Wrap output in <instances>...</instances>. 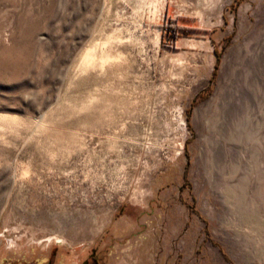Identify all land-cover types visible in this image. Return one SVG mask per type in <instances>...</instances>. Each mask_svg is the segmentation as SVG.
<instances>
[{
    "label": "rangeland",
    "instance_id": "1",
    "mask_svg": "<svg viewBox=\"0 0 264 264\" xmlns=\"http://www.w3.org/2000/svg\"><path fill=\"white\" fill-rule=\"evenodd\" d=\"M94 248L264 264V0H0V264Z\"/></svg>",
    "mask_w": 264,
    "mask_h": 264
},
{
    "label": "flooded vegetation",
    "instance_id": "2",
    "mask_svg": "<svg viewBox=\"0 0 264 264\" xmlns=\"http://www.w3.org/2000/svg\"><path fill=\"white\" fill-rule=\"evenodd\" d=\"M82 264H101L100 255L97 252V249L96 248H94L92 250L89 259L86 260V261H83Z\"/></svg>",
    "mask_w": 264,
    "mask_h": 264
},
{
    "label": "trees",
    "instance_id": "3",
    "mask_svg": "<svg viewBox=\"0 0 264 264\" xmlns=\"http://www.w3.org/2000/svg\"><path fill=\"white\" fill-rule=\"evenodd\" d=\"M218 56V55H217ZM218 60H219V56L217 57V63L215 64L214 66V70H213V73H212V76H211V79L210 81L213 82L215 76H216V73H217V69H218ZM194 105V104H193ZM189 113H187V121L189 122ZM189 128H190V125H189ZM193 210V209H192ZM222 251V250H221Z\"/></svg>",
    "mask_w": 264,
    "mask_h": 264
}]
</instances>
